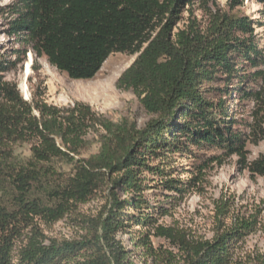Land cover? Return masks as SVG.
<instances>
[{"label": "trees", "instance_id": "obj_1", "mask_svg": "<svg viewBox=\"0 0 264 264\" xmlns=\"http://www.w3.org/2000/svg\"><path fill=\"white\" fill-rule=\"evenodd\" d=\"M194 1L21 0L12 10L8 32L22 34L19 40L72 79L92 78L111 53L137 54L115 84L133 92L150 119L139 128L127 117L108 121L82 101L24 99L4 77L20 59L0 46V177L11 187L7 200L0 196V264H135L133 250L156 259L151 235L171 242L176 264H235L236 248L260 228L259 211L229 217L221 201L210 238L158 222L231 155L264 181V153L249 161L246 149L264 137V48L255 21L235 11L210 12L201 23L191 13ZM257 1L264 18V0ZM229 2L231 9L243 4ZM230 98L247 117L229 113ZM90 131L103 132L99 151L79 157ZM17 143L30 144L26 165L8 163ZM53 159L72 163L71 171H55ZM152 192L161 201L148 199ZM97 194L104 198L99 211L81 214L79 206ZM67 218L84 233L46 235L43 225ZM161 253L171 264V252Z\"/></svg>", "mask_w": 264, "mask_h": 264}, {"label": "rangeland", "instance_id": "obj_2", "mask_svg": "<svg viewBox=\"0 0 264 264\" xmlns=\"http://www.w3.org/2000/svg\"><path fill=\"white\" fill-rule=\"evenodd\" d=\"M229 0H195L191 6L192 16L203 23L208 19L209 13H239L255 21L254 31L257 34L259 45L264 48V18L262 5L257 0H243L239 7L231 9ZM21 8V0H0V46L5 47L9 57L20 61L16 67L5 72L6 80L14 82L22 97L31 100L33 96L44 99L49 104L57 106L72 105L75 101L88 103L95 111L103 115L108 121L117 123L127 117L135 122L139 128L143 127L150 119V115L141 107L137 97L130 90H120L116 87V80L120 74L134 61L137 54L130 55L122 52L111 53L103 62L99 71L90 79H72L64 72L52 66L44 55L37 56L29 44L18 39L22 34H10L9 20L16 16L14 9ZM186 17L187 12H183ZM31 58V60H30ZM29 61L30 72L25 73V65ZM253 102H247L245 108L251 109ZM229 113L237 119L247 117V112H242L235 104V100H229ZM264 130V124H263ZM101 131V130H100ZM99 133H103L100 132ZM90 131L87 135V144L79 157L88 158L96 154L100 147V134ZM247 158L249 161L264 153V137L257 144L246 143ZM31 161L30 144L17 143L13 148V156L8 163L14 165H26ZM179 163H192L188 160H179ZM4 163V161H2ZM39 166V165H38ZM51 166L55 171L69 173L72 163L65 159H53ZM200 191L187 194L174 208L171 215L161 217L158 222L163 225L176 226L186 232L188 237L210 238L213 229L218 224V204L227 200L229 203V217L232 215L248 216L259 211L260 228L247 235L236 248L235 264H262L264 259V181L261 177L252 178L247 169H240L237 164V156L231 155L220 165L206 170ZM11 192L10 183L2 175L0 177V196L7 200ZM40 196L38 192L33 193ZM123 198V195H120ZM153 192L147 195L153 203H157ZM104 198L97 194L88 202L79 206L81 214L95 215ZM226 223L231 218H223ZM46 235L58 239L77 238L81 230L71 222L69 218L60 220L52 225H43ZM127 246L129 242L125 235L122 236ZM155 247L156 259L143 257L133 250L131 258L135 264H165V258L161 250L171 252L173 255L171 264L179 260L177 249L171 242L162 237L150 236Z\"/></svg>", "mask_w": 264, "mask_h": 264}, {"label": "bare ground", "instance_id": "obj_3", "mask_svg": "<svg viewBox=\"0 0 264 264\" xmlns=\"http://www.w3.org/2000/svg\"><path fill=\"white\" fill-rule=\"evenodd\" d=\"M31 60V58H30ZM30 72V65H29V61H27L26 65H25V73L28 74Z\"/></svg>", "mask_w": 264, "mask_h": 264}]
</instances>
